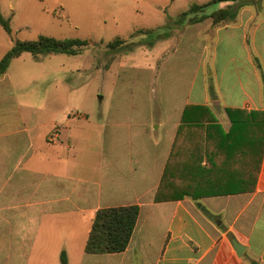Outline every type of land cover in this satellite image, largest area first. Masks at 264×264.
I'll return each instance as SVG.
<instances>
[{
  "label": "crops",
  "instance_id": "1",
  "mask_svg": "<svg viewBox=\"0 0 264 264\" xmlns=\"http://www.w3.org/2000/svg\"><path fill=\"white\" fill-rule=\"evenodd\" d=\"M174 32L195 70L139 65L122 88L137 106L99 119L79 88L0 77V264H61L63 252L68 264H264V0ZM187 191L212 195L156 199ZM130 205L141 210L127 250L86 253L97 211Z\"/></svg>",
  "mask_w": 264,
  "mask_h": 264
},
{
  "label": "rangeland",
  "instance_id": "2",
  "mask_svg": "<svg viewBox=\"0 0 264 264\" xmlns=\"http://www.w3.org/2000/svg\"><path fill=\"white\" fill-rule=\"evenodd\" d=\"M168 3V0H0L2 15L10 20L13 29L10 35L0 25V59L16 40H36L40 35L87 40L90 45L75 56L54 54L37 60L25 53L12 61L7 74L16 86L29 85L48 91L64 85L79 88L80 105L86 104V111L99 119L102 117L96 111L105 112L115 104L133 102L137 106V93L128 95L122 88L134 85L132 76L139 65L157 64L160 59V64H165L162 72L195 70L193 62L175 57L189 50L173 38L175 30L167 27L171 16L180 15L187 8L178 3L163 11ZM220 4L212 5L208 12L218 10ZM142 29L155 31L154 44L147 43L148 34H139L138 39L143 38L145 44L117 54L108 67L111 56L104 53L105 45L117 37L131 40ZM167 32L171 33L163 37ZM192 50L200 52L197 42ZM132 96L135 99L129 98ZM150 96H154L152 91ZM250 257L247 251L242 258L248 261Z\"/></svg>",
  "mask_w": 264,
  "mask_h": 264
},
{
  "label": "trees",
  "instance_id": "3",
  "mask_svg": "<svg viewBox=\"0 0 264 264\" xmlns=\"http://www.w3.org/2000/svg\"><path fill=\"white\" fill-rule=\"evenodd\" d=\"M257 0H212L204 4H193L191 7L182 12L176 18H170L168 29H178L188 25L198 24L207 19H211L214 26L226 25L234 21L240 12V9ZM259 1V0H258ZM233 3L226 8H221L213 12H208V9L214 4ZM0 25L5 31L12 35L13 29L9 19H5L0 9ZM154 30L142 29L131 36V40L122 37H117L105 45L104 53L110 55L108 67L114 60L115 56L125 51H131L136 45H143V38L138 39L139 34H148L150 41L147 43L153 45L156 41ZM171 33V32H170ZM170 33L164 34L167 38ZM137 38L138 40L134 41ZM90 43L87 40L74 38H57L50 35H40L36 40H16L13 47L5 53L0 59V76L5 75L16 58L21 57L25 53H30L35 59L39 60L42 56L54 54H66L75 56L82 53ZM231 109H228L229 114H232ZM169 169H166L165 178L168 176ZM163 185V182H162ZM233 190H225L223 195L231 193ZM249 191V190H243ZM161 192V189H160ZM190 196L195 200L212 195L208 192L196 193L194 191L184 192L180 196H157V201L182 199L184 196ZM140 207L138 205L121 206L103 208L97 211L92 228L86 244V253L88 254H114L121 253L127 250L130 245L132 236L136 229L139 217ZM204 212H207L202 208ZM61 264H68L67 254H61ZM253 264H259L253 262Z\"/></svg>",
  "mask_w": 264,
  "mask_h": 264
},
{
  "label": "water",
  "instance_id": "4",
  "mask_svg": "<svg viewBox=\"0 0 264 264\" xmlns=\"http://www.w3.org/2000/svg\"><path fill=\"white\" fill-rule=\"evenodd\" d=\"M233 245L236 249V251L238 252L239 255H241L244 251V247H242L237 241L236 239H233Z\"/></svg>",
  "mask_w": 264,
  "mask_h": 264
}]
</instances>
